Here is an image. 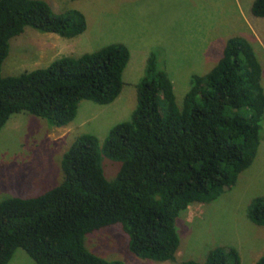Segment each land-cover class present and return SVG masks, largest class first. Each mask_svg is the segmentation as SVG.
Wrapping results in <instances>:
<instances>
[{"label": "trees", "instance_id": "1", "mask_svg": "<svg viewBox=\"0 0 264 264\" xmlns=\"http://www.w3.org/2000/svg\"><path fill=\"white\" fill-rule=\"evenodd\" d=\"M251 11L264 18V0H254ZM87 26L79 10L56 13L42 0H0V132L17 113L65 127L82 101L110 105L119 98L131 59L121 43L59 58L44 69L2 74L11 40L26 28L75 38ZM263 122L262 67L247 39L230 38L218 64L192 77L182 108L151 53L129 121L115 125L102 144L94 135L79 136L63 154L59 185L37 197L0 202V264H9L18 249L37 264H124L86 247L89 234L114 225H122L134 255L175 261L178 217L233 189L258 156ZM103 157L121 163L113 181L105 176ZM249 217L264 227V196L253 200ZM178 264L242 262L236 248L218 247L205 262ZM255 264H264V255Z\"/></svg>", "mask_w": 264, "mask_h": 264}, {"label": "rangeland", "instance_id": "2", "mask_svg": "<svg viewBox=\"0 0 264 264\" xmlns=\"http://www.w3.org/2000/svg\"><path fill=\"white\" fill-rule=\"evenodd\" d=\"M56 13L79 10L87 30L64 38L28 27L11 40L2 74L17 76L47 68L62 57H80L110 44H125L131 59L124 72V88L110 105L82 101L76 119L54 127L29 113L14 114L0 132V202L13 197L42 195L63 181V154L82 135L96 136L102 144L111 129L132 118L138 84L151 53L169 74L176 101L183 107L194 75L208 74L219 62L227 41L243 37L253 46L262 67L264 87V18L252 14L254 0H42ZM254 27L250 33L247 23ZM105 176L116 179L121 163L103 157ZM264 196V122L262 143L253 165L233 189L207 204H194L177 219L180 248L175 261L142 259L128 247L122 225L89 234L92 253L124 264H178L205 262L215 248L234 247L242 264H255L264 255V227L249 217L253 200ZM9 264H37L18 249Z\"/></svg>", "mask_w": 264, "mask_h": 264}, {"label": "crops", "instance_id": "3", "mask_svg": "<svg viewBox=\"0 0 264 264\" xmlns=\"http://www.w3.org/2000/svg\"><path fill=\"white\" fill-rule=\"evenodd\" d=\"M256 17V16H255ZM247 23V28H248V30L250 31V33H252L253 35H255V30H254V27H252L250 24H248V22H246ZM261 147V146H260ZM260 151V150H259Z\"/></svg>", "mask_w": 264, "mask_h": 264}]
</instances>
